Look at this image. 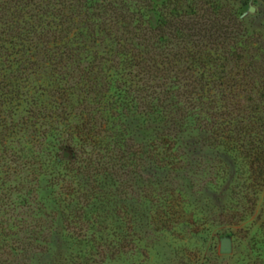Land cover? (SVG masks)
<instances>
[{"label": "trees", "instance_id": "obj_1", "mask_svg": "<svg viewBox=\"0 0 264 264\" xmlns=\"http://www.w3.org/2000/svg\"><path fill=\"white\" fill-rule=\"evenodd\" d=\"M257 1L248 15L251 0H0V264L145 257L143 220L191 225L152 213L158 198L145 195H175L179 181L190 195L206 149L222 166L212 188L243 182L258 208ZM132 194L140 208L149 202L146 216ZM259 232L264 245V202Z\"/></svg>", "mask_w": 264, "mask_h": 264}, {"label": "rangeland", "instance_id": "obj_2", "mask_svg": "<svg viewBox=\"0 0 264 264\" xmlns=\"http://www.w3.org/2000/svg\"><path fill=\"white\" fill-rule=\"evenodd\" d=\"M251 7L255 8L253 13L250 12ZM259 10L257 0H251L241 8L248 15L258 14ZM201 154L207 158L199 160L192 169L190 195L186 192L188 181H179L175 195H145L158 198L152 213L165 211L171 215H185L191 225L186 230L175 224L167 229L152 230L147 226L148 221L143 220L146 233L141 234L140 246L145 257L136 254L116 264H258L259 255L264 252V245L258 244L261 241L259 215L264 194L260 195L258 208L252 212L247 199L254 195H243L246 191L243 182L236 181L232 187L234 191L230 193L226 189L216 191L211 181L221 176L222 171L215 157L216 149H206ZM224 186L226 188V184L222 188ZM168 188L172 186L168 185ZM129 197L134 209L142 210L146 216L149 202L144 201L140 208L136 202L137 195ZM225 238L231 240L229 252L221 249V240Z\"/></svg>", "mask_w": 264, "mask_h": 264}, {"label": "water", "instance_id": "obj_3", "mask_svg": "<svg viewBox=\"0 0 264 264\" xmlns=\"http://www.w3.org/2000/svg\"><path fill=\"white\" fill-rule=\"evenodd\" d=\"M255 8L251 7L250 12H254ZM221 249L222 251L229 252L231 250V240L228 238L222 239L221 240Z\"/></svg>", "mask_w": 264, "mask_h": 264}]
</instances>
